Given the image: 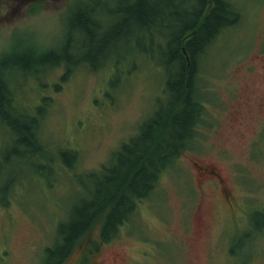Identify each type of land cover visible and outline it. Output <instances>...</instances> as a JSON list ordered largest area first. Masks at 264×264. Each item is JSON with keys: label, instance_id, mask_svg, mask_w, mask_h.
I'll return each mask as SVG.
<instances>
[{"label": "rangeland", "instance_id": "rangeland-1", "mask_svg": "<svg viewBox=\"0 0 264 264\" xmlns=\"http://www.w3.org/2000/svg\"><path fill=\"white\" fill-rule=\"evenodd\" d=\"M228 1L239 21L199 58L196 84L204 109L189 145L114 233L101 240L100 224L94 223L61 264H264V0ZM78 3L94 7L95 16L115 6V0H60L50 10L48 0H11L0 17L11 21L41 12L38 27L0 43V66L12 82V114L23 115L20 122L48 97L37 136L54 160L45 163L41 153L24 157L28 149L0 124V264H40L59 223L84 196L85 173L114 162L113 152L168 101L165 43L180 24L158 23L161 35L138 34L128 43L122 37L118 48L95 57L102 67L89 69L74 65L93 59L82 48L87 35L71 28L70 11ZM32 43L65 52L69 63L36 67L35 75L21 69L14 61ZM71 64L76 69L59 80ZM193 163L216 166L230 203L215 182L200 180Z\"/></svg>", "mask_w": 264, "mask_h": 264}, {"label": "trees", "instance_id": "trees-1", "mask_svg": "<svg viewBox=\"0 0 264 264\" xmlns=\"http://www.w3.org/2000/svg\"><path fill=\"white\" fill-rule=\"evenodd\" d=\"M70 12L74 14L71 28L87 35L82 48L93 54V59L84 57L74 65L82 64L89 69L102 67L104 64L94 62L95 57L106 53L110 47L118 48L116 42L122 37L128 43L132 36L136 38L138 34L161 35L163 31L155 28L158 23L165 27L167 23H179L180 26L175 33L168 35L165 43L164 90L168 101L164 106H158L155 113L140 125L138 132L113 152L114 162L85 173L87 177L83 178L89 185L83 188L84 196L78 199L65 221L59 223L56 240L44 248L40 264H61L72 250L73 243L96 222L100 224L101 240H106L130 217L135 203L147 197L158 174L184 150L200 122L204 102L194 89L199 58L216 36L235 25L240 17L228 0H115V6L103 11L104 16H95V8L85 3H78ZM102 17L109 21L104 23ZM101 31L104 32L100 34ZM27 48L28 53H24L17 62L15 59L14 64L33 72V75L37 73L36 67L45 71L61 66L62 62L69 63L65 52L56 54L52 50L36 49L33 43ZM1 66L0 124L7 128L15 142L28 149L24 157L41 153L45 163L54 162L50 155L44 154V147L37 136L38 121L48 97L43 96L38 112L25 115V120L20 122L18 117L23 115L12 114L16 111L11 107L15 98L9 89L12 82L6 81L5 65ZM70 66H65L59 80H66L76 69L73 64ZM42 174L47 176L44 172ZM9 178L11 180V176ZM252 228L258 231L260 225L255 222Z\"/></svg>", "mask_w": 264, "mask_h": 264}, {"label": "clouds", "instance_id": "clouds-1", "mask_svg": "<svg viewBox=\"0 0 264 264\" xmlns=\"http://www.w3.org/2000/svg\"><path fill=\"white\" fill-rule=\"evenodd\" d=\"M11 0H0V17H4L8 12V4ZM27 13V9H25ZM53 17L57 15L52 13ZM41 12L26 14L25 16L13 18L11 21L0 20V43L10 41L16 34L27 28L39 26Z\"/></svg>", "mask_w": 264, "mask_h": 264}, {"label": "flooded vegetation", "instance_id": "flooded-vegetation-1", "mask_svg": "<svg viewBox=\"0 0 264 264\" xmlns=\"http://www.w3.org/2000/svg\"><path fill=\"white\" fill-rule=\"evenodd\" d=\"M194 89H195L196 94L198 95L200 88L197 86L196 81H195ZM189 143L190 142H188L187 144L189 145ZM193 165L199 171L198 176H199V178H201L200 180L205 178V179H208L212 182H215L217 184L219 190L223 193L224 198L229 203L232 201V199L230 198V195H229L230 191H228V189L224 187V180L222 179L220 174H218V170H217L216 166H214L211 163H201V166H199V167L195 163H193Z\"/></svg>", "mask_w": 264, "mask_h": 264}, {"label": "snow or ice", "instance_id": "snow-or-ice-1", "mask_svg": "<svg viewBox=\"0 0 264 264\" xmlns=\"http://www.w3.org/2000/svg\"><path fill=\"white\" fill-rule=\"evenodd\" d=\"M60 0H48V6L50 10H54L55 7L59 4Z\"/></svg>", "mask_w": 264, "mask_h": 264}]
</instances>
